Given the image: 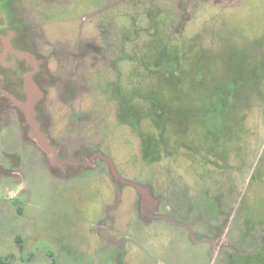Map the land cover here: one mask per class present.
Returning a JSON list of instances; mask_svg holds the SVG:
<instances>
[{"label":"rangeland","instance_id":"374dc122","mask_svg":"<svg viewBox=\"0 0 264 264\" xmlns=\"http://www.w3.org/2000/svg\"><path fill=\"white\" fill-rule=\"evenodd\" d=\"M0 44L2 261L264 264V0H0Z\"/></svg>","mask_w":264,"mask_h":264},{"label":"flooded vegetation","instance_id":"af4514ba","mask_svg":"<svg viewBox=\"0 0 264 264\" xmlns=\"http://www.w3.org/2000/svg\"><path fill=\"white\" fill-rule=\"evenodd\" d=\"M0 49H2V55L0 57V62L4 65H7V62L5 61L7 53H9L10 57L17 58V56H18V55L16 56L15 53L11 52L10 47L8 45L0 44ZM19 59H24L26 61V63H28L29 65H32V67H36L30 62L29 57L26 55H23ZM24 81H25L26 85L29 87V85H30L29 84V81H30L29 76H26V78H24ZM11 82L12 83H15V82L20 83V80H18L17 78H15V79L13 78ZM30 91H29V93H31ZM24 92L25 91H22L19 89H16V90L11 89V90H8L7 92H4L3 96L0 97V138L7 135V134H10L11 137H13L15 139H21L24 142H30L27 139V137H25V128L24 127L22 128V125H21V128H19V130H16L17 128H12L11 125H8L10 121L5 117V116H8L9 114L15 116V113H12V112L18 111L17 110V108H18L17 104H19L21 102V98H23L22 95L25 94ZM10 98L11 99L13 98L14 103L13 102L10 103V101H9ZM25 126L27 127V125H25ZM95 157H97L98 159H101L103 161H106L110 165V163L107 159H103L98 154H94L93 158H95ZM2 167L9 168V167L1 165L0 168H2ZM1 174H2V172H1Z\"/></svg>","mask_w":264,"mask_h":264},{"label":"water","instance_id":"95a60500","mask_svg":"<svg viewBox=\"0 0 264 264\" xmlns=\"http://www.w3.org/2000/svg\"><path fill=\"white\" fill-rule=\"evenodd\" d=\"M111 170H112L113 175L116 177V179L120 180L117 173L113 169V167H111ZM131 186H133L137 191L143 193V189H141L139 186H135V185H131Z\"/></svg>","mask_w":264,"mask_h":264},{"label":"trees","instance_id":"16d2710c","mask_svg":"<svg viewBox=\"0 0 264 264\" xmlns=\"http://www.w3.org/2000/svg\"><path fill=\"white\" fill-rule=\"evenodd\" d=\"M0 264H8V263H5L4 261H2V260L0 259Z\"/></svg>","mask_w":264,"mask_h":264}]
</instances>
